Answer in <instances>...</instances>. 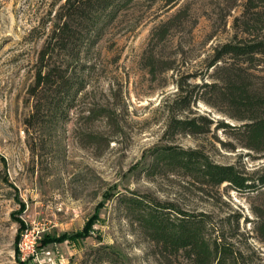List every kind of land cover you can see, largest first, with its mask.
<instances>
[{
    "label": "rangeland",
    "instance_id": "374dc122",
    "mask_svg": "<svg viewBox=\"0 0 264 264\" xmlns=\"http://www.w3.org/2000/svg\"><path fill=\"white\" fill-rule=\"evenodd\" d=\"M247 1L181 0L171 9L136 0L80 61L61 57L82 86L33 94L40 50L65 0H0V264H189L127 217L121 194L206 213L211 240L245 264H264L256 228L264 188L205 184L154 165L173 145L263 174L264 152L222 124L243 123L223 95L229 80L237 75L264 92V55L211 65L218 48L253 37L243 26ZM185 118H204L205 131L174 126ZM26 232L36 236V253L23 260Z\"/></svg>",
    "mask_w": 264,
    "mask_h": 264
},
{
    "label": "trees",
    "instance_id": "16d2710c",
    "mask_svg": "<svg viewBox=\"0 0 264 264\" xmlns=\"http://www.w3.org/2000/svg\"><path fill=\"white\" fill-rule=\"evenodd\" d=\"M136 0H65L56 14L48 39L39 53L38 71L32 88L33 94L52 90L59 94L69 92L82 81L71 75L65 59L80 61L84 52L99 43L103 32L120 18ZM158 1V0H153ZM165 7H176L181 0H161ZM264 0H248L245 15L251 18L244 21V31L253 35L251 39L228 42L216 50L212 66L225 56L234 60L252 62L257 54L264 55ZM183 9L174 17L179 16ZM161 36L165 33L159 32ZM228 85V84H227ZM80 86V87H81ZM224 98L238 110L235 118L243 121L240 125L223 123L237 134L244 146L257 152H264V92L250 89L246 81L238 76L229 80ZM188 100L185 97V106ZM34 117V116H33ZM204 118L175 120V127L192 133L205 131L199 123ZM163 164L170 170H179L210 185L230 183L241 191H257L264 188V172L257 178L242 171L235 164H220L199 149H186L180 146H167L159 150L154 165ZM120 203L125 206L126 215L153 241L159 243L169 255L181 254L189 264H245L237 255V250L218 239L208 237L209 215L189 214L175 204L161 202L147 196L121 194ZM258 234L264 238V207L258 213ZM67 235H63V240ZM80 234L69 235L72 239ZM58 237L48 236L47 242L58 241Z\"/></svg>",
    "mask_w": 264,
    "mask_h": 264
},
{
    "label": "built area",
    "instance_id": "2783aa9c",
    "mask_svg": "<svg viewBox=\"0 0 264 264\" xmlns=\"http://www.w3.org/2000/svg\"><path fill=\"white\" fill-rule=\"evenodd\" d=\"M19 253L23 260L36 253V236L34 233L26 232L22 235L18 246Z\"/></svg>",
    "mask_w": 264,
    "mask_h": 264
}]
</instances>
